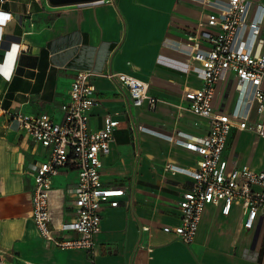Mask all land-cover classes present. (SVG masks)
<instances>
[{
    "label": "crops",
    "instance_id": "crops-1",
    "mask_svg": "<svg viewBox=\"0 0 264 264\" xmlns=\"http://www.w3.org/2000/svg\"><path fill=\"white\" fill-rule=\"evenodd\" d=\"M250 1L264 20V0ZM214 10L201 0H103L62 6L48 0H0V11L10 14L0 29V62H6L12 44L14 52L19 45L11 79L0 75L4 107L25 114L49 113L59 121L61 105L69 100L80 70L135 76L147 81L151 94L160 99L155 107H136L126 88L104 76L93 77L100 103L91 111V128H101L106 118L119 122L110 153L102 157L101 177L107 186L123 187L125 193L119 206L104 208L92 251L63 249L42 236L33 220V167L49 150L15 120L0 116L3 259L10 264H264V218L256 229H245L241 204H235L230 215L207 206L191 244L164 231L180 223L179 203L193 186L200 158L183 141L209 131L208 118L179 105L187 104L186 90L202 84L197 69L187 70L197 63L186 44L189 37L212 30L207 17ZM236 83L233 74L220 81L214 99L217 111L233 109ZM224 156L232 166L264 170V137L235 128ZM77 183L78 170L71 165L55 176L50 193L54 227L73 219Z\"/></svg>",
    "mask_w": 264,
    "mask_h": 264
},
{
    "label": "built area",
    "instance_id": "built-area-1",
    "mask_svg": "<svg viewBox=\"0 0 264 264\" xmlns=\"http://www.w3.org/2000/svg\"><path fill=\"white\" fill-rule=\"evenodd\" d=\"M215 8L207 17L208 26L198 36L189 37L187 49L202 76L199 88L186 90V105H179L209 119V131L204 137L189 136L183 141L186 148L196 151L200 158L192 173L193 186L184 193L179 203L180 223L165 226L184 243L191 244L197 237L207 206H217L223 215H230L235 204H241L247 230H254L264 218V170L248 165L233 166L224 151L233 129L248 130L264 137V20L256 16L250 0H201ZM0 29L10 14L0 11ZM0 40L2 33L0 32ZM202 42L207 43L203 47ZM6 62H0V75L10 80L19 51L12 44ZM11 51L12 54H11ZM237 78V99L231 111H217L214 99L217 86L228 75ZM95 75L104 76L129 91L136 107L148 104L155 107L159 98L151 94L147 81L121 72L108 70L96 74L80 70L71 84L69 100L61 105L62 118L57 121L49 113L39 115L12 111L3 106L0 94V116L15 120L19 128L34 142L49 150L45 160L33 167V220L42 236L57 247L92 251L95 236L102 229L104 208L120 205L123 187L107 186L101 177L102 157L110 153L113 132L119 122L106 118L99 129L90 126L91 111L99 105ZM139 128H142L139 126ZM71 165L78 170L74 190L73 219L52 225L50 193L55 176ZM147 228V227H146ZM70 235H76L71 237ZM0 264H10L0 256Z\"/></svg>",
    "mask_w": 264,
    "mask_h": 264
},
{
    "label": "water",
    "instance_id": "water-1",
    "mask_svg": "<svg viewBox=\"0 0 264 264\" xmlns=\"http://www.w3.org/2000/svg\"><path fill=\"white\" fill-rule=\"evenodd\" d=\"M103 0H48L49 4L52 6H62L68 4H88L97 3Z\"/></svg>",
    "mask_w": 264,
    "mask_h": 264
}]
</instances>
